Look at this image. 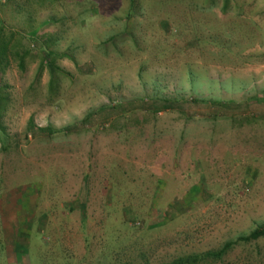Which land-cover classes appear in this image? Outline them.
Instances as JSON below:
<instances>
[{
  "label": "rangeland",
  "instance_id": "1",
  "mask_svg": "<svg viewBox=\"0 0 264 264\" xmlns=\"http://www.w3.org/2000/svg\"><path fill=\"white\" fill-rule=\"evenodd\" d=\"M263 226L264 0H0V264H168ZM208 264H264V237Z\"/></svg>",
  "mask_w": 264,
  "mask_h": 264
},
{
  "label": "trees",
  "instance_id": "2",
  "mask_svg": "<svg viewBox=\"0 0 264 264\" xmlns=\"http://www.w3.org/2000/svg\"><path fill=\"white\" fill-rule=\"evenodd\" d=\"M263 237H264V226L255 229L247 236H241L234 241L226 242L223 245V247L219 250L209 251L197 255L178 257L168 264H208V263L219 262L222 261L223 256L226 254L228 250L232 249L234 246L238 245L239 243L249 244Z\"/></svg>",
  "mask_w": 264,
  "mask_h": 264
}]
</instances>
